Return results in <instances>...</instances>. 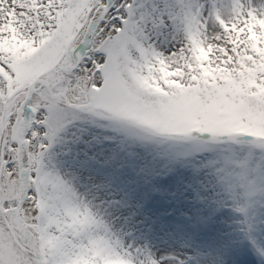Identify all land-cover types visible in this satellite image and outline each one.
<instances>
[{
    "label": "snow or ice",
    "instance_id": "snow-or-ice-1",
    "mask_svg": "<svg viewBox=\"0 0 264 264\" xmlns=\"http://www.w3.org/2000/svg\"><path fill=\"white\" fill-rule=\"evenodd\" d=\"M0 264H264V0H0Z\"/></svg>",
    "mask_w": 264,
    "mask_h": 264
}]
</instances>
